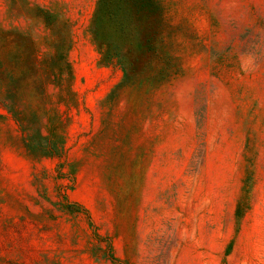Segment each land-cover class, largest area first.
I'll list each match as a JSON object with an SVG mask.
<instances>
[{
    "label": "rangeland",
    "instance_id": "374dc122",
    "mask_svg": "<svg viewBox=\"0 0 264 264\" xmlns=\"http://www.w3.org/2000/svg\"><path fill=\"white\" fill-rule=\"evenodd\" d=\"M0 264H264V0H0Z\"/></svg>",
    "mask_w": 264,
    "mask_h": 264
},
{
    "label": "trees",
    "instance_id": "16d2710c",
    "mask_svg": "<svg viewBox=\"0 0 264 264\" xmlns=\"http://www.w3.org/2000/svg\"><path fill=\"white\" fill-rule=\"evenodd\" d=\"M100 17H101V11L99 12V15L97 16V21H99L98 19H100Z\"/></svg>",
    "mask_w": 264,
    "mask_h": 264
}]
</instances>
